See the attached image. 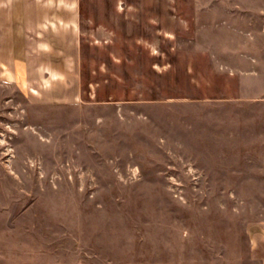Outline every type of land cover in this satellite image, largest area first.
Instances as JSON below:
<instances>
[{
  "label": "rangeland",
  "instance_id": "1",
  "mask_svg": "<svg viewBox=\"0 0 264 264\" xmlns=\"http://www.w3.org/2000/svg\"><path fill=\"white\" fill-rule=\"evenodd\" d=\"M19 1L0 264H261L264 0Z\"/></svg>",
  "mask_w": 264,
  "mask_h": 264
},
{
  "label": "crops",
  "instance_id": "2",
  "mask_svg": "<svg viewBox=\"0 0 264 264\" xmlns=\"http://www.w3.org/2000/svg\"><path fill=\"white\" fill-rule=\"evenodd\" d=\"M19 0H10L11 4H16ZM58 1V0H54ZM47 4H52L50 0L45 1ZM44 2V3H45ZM30 5L29 0H21L17 3V6L20 7V12L12 13L11 19L12 21H26V20H35L40 21L42 18L40 17V13L38 14H28L26 6ZM50 19V18H49ZM61 20V19H60ZM250 233V248L253 257L257 258L261 264H264V224H254L249 228Z\"/></svg>",
  "mask_w": 264,
  "mask_h": 264
}]
</instances>
